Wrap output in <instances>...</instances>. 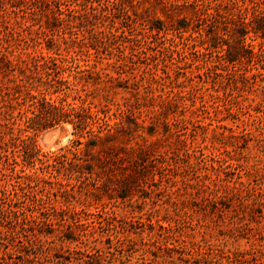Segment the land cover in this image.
Returning <instances> with one entry per match:
<instances>
[{
    "label": "rangeland",
    "instance_id": "obj_1",
    "mask_svg": "<svg viewBox=\"0 0 264 264\" xmlns=\"http://www.w3.org/2000/svg\"><path fill=\"white\" fill-rule=\"evenodd\" d=\"M24 1L0 0V55L78 57L102 80L76 87L112 128L40 126V153L74 165L31 164L0 109V264L90 249L102 264H264V26L237 28L249 0Z\"/></svg>",
    "mask_w": 264,
    "mask_h": 264
},
{
    "label": "trees",
    "instance_id": "obj_2",
    "mask_svg": "<svg viewBox=\"0 0 264 264\" xmlns=\"http://www.w3.org/2000/svg\"><path fill=\"white\" fill-rule=\"evenodd\" d=\"M249 2L250 5L238 6L237 28L244 34L249 32L248 26L253 21L257 26H264V0H249ZM248 10L251 16L246 15ZM87 18L86 15V20ZM252 31L258 33L263 32L264 29H252ZM46 49L54 50L55 55L28 54V58L18 56L16 60L6 54L0 55V109L2 108L3 119L6 120L3 125L12 134L11 143L15 147L24 148L27 163L33 164L35 160H39L48 164L52 159L60 160L59 163L65 161L71 165L72 161H68L65 153H40L33 136L36 130L40 126L70 122L80 131L97 135L109 131L112 124L107 111L94 105L87 94L83 96L80 93L83 88L76 87L78 84L82 87L85 84H98L102 80L101 75L90 71L87 64L86 67H82L78 57L61 55L59 47L54 49L47 44ZM68 91H74L76 94L71 96ZM70 96L71 101L68 100ZM76 100L80 103L77 104ZM14 124H18L16 129L18 134L13 132ZM21 131L25 133L22 138L19 136ZM2 139L3 137L0 136V141ZM76 222L79 221L74 220L72 223ZM64 237L68 241L75 240L66 234ZM60 239L63 241L62 238ZM92 255L91 249L86 250L84 255L86 258L80 257V264H102L101 251L96 255L97 258Z\"/></svg>",
    "mask_w": 264,
    "mask_h": 264
},
{
    "label": "water",
    "instance_id": "obj_3",
    "mask_svg": "<svg viewBox=\"0 0 264 264\" xmlns=\"http://www.w3.org/2000/svg\"><path fill=\"white\" fill-rule=\"evenodd\" d=\"M53 136V132H47L45 135H44V138L45 140H50Z\"/></svg>",
    "mask_w": 264,
    "mask_h": 264
}]
</instances>
